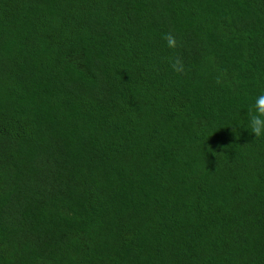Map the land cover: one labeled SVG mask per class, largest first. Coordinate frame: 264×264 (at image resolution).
Listing matches in <instances>:
<instances>
[{"label": "trees", "instance_id": "trees-1", "mask_svg": "<svg viewBox=\"0 0 264 264\" xmlns=\"http://www.w3.org/2000/svg\"><path fill=\"white\" fill-rule=\"evenodd\" d=\"M261 94L264 0H0V264H264Z\"/></svg>", "mask_w": 264, "mask_h": 264}, {"label": "clouds", "instance_id": "clouds-1", "mask_svg": "<svg viewBox=\"0 0 264 264\" xmlns=\"http://www.w3.org/2000/svg\"><path fill=\"white\" fill-rule=\"evenodd\" d=\"M164 39L169 48H175L177 46L176 38L171 33L166 34ZM173 70L183 71V65L179 58L173 63ZM249 124L251 133L254 134L255 137L264 135V94L259 95L255 103L249 109Z\"/></svg>", "mask_w": 264, "mask_h": 264}]
</instances>
